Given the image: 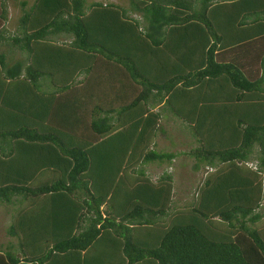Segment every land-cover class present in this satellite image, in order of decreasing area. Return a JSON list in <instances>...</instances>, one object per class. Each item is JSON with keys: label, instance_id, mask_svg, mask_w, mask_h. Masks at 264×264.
I'll list each match as a JSON object with an SVG mask.
<instances>
[{"label": "trees", "instance_id": "16d2710c", "mask_svg": "<svg viewBox=\"0 0 264 264\" xmlns=\"http://www.w3.org/2000/svg\"><path fill=\"white\" fill-rule=\"evenodd\" d=\"M9 1L0 264H264V0ZM165 112L214 168L181 205Z\"/></svg>", "mask_w": 264, "mask_h": 264}, {"label": "rangeland", "instance_id": "374dc122", "mask_svg": "<svg viewBox=\"0 0 264 264\" xmlns=\"http://www.w3.org/2000/svg\"><path fill=\"white\" fill-rule=\"evenodd\" d=\"M33 0H27L30 4ZM92 1H112L115 3L127 4V0H86V3ZM9 27L12 28L16 24L18 15L20 14L19 6L16 0L9 1ZM156 109H159V106H156ZM165 114L169 116L166 112ZM162 127L164 129L163 134L161 133L158 137L157 147L159 149H170V150H184L188 151L193 144L191 143V137L189 133L184 131L185 128L181 124L176 122H171L168 118H162ZM180 128L183 129L180 130ZM159 134V132H158ZM172 140V143L170 141ZM173 144V145H172ZM179 161V162H178ZM193 160L187 156L180 157L177 160V163L167 167V165H158L155 163H150L145 165L146 173L152 178L156 179L162 170L167 169L171 171L174 175V202L177 205L181 203L189 202L193 195H195L194 187L199 183L203 177V168L194 171L192 168ZM262 210V209H261ZM264 211V208H263ZM14 212L13 205H0V248H4L8 243L15 244V239L10 238L5 233L6 228L8 227L11 221V215Z\"/></svg>", "mask_w": 264, "mask_h": 264}, {"label": "crops", "instance_id": "0c3cea01", "mask_svg": "<svg viewBox=\"0 0 264 264\" xmlns=\"http://www.w3.org/2000/svg\"><path fill=\"white\" fill-rule=\"evenodd\" d=\"M27 1V0H26ZM28 3V2H27ZM32 3V2H31ZM30 3V4H31ZM30 4H28V5H30ZM19 16V15H18ZM10 17V16H9ZM17 19H18V17H17ZM8 22H9V20H8ZM17 20H16V24H14V26H12V28H10L9 27V24L7 23V28L9 29V30H11V31H14L15 29H16V27H17ZM168 117V119L169 120H171V122H176L177 124H180L181 122H179V120H176L175 118H173L172 116L170 117V116H167ZM183 126V125H182ZM163 132H164V129H163V131L162 132H160L159 131V134H157V136H156V138H155V141H156V144H157V141H158V137L160 136V134L162 133L163 134ZM192 140V144H193V147L195 146V142H194V140L193 139H191ZM172 141V140H171ZM170 141V142H171ZM157 147V146H156ZM158 148V147H157ZM192 148V147H191ZM190 148V149H191ZM189 149V150H190ZM170 150V149H169ZM188 150V151H189ZM179 151H183L184 152V154H179L175 159H174V161H173V164H175V163H177V160H178V158H180V157H185V156H187V157H189V158H191L189 155H187V154H185L186 152H188V151H184V150H179ZM178 151V152H179ZM192 159V158H191ZM193 160V159H192ZM179 162V161H178ZM192 166H193V164H192ZM202 169L203 168V170H204V172H203V177L201 178V180L199 181V183L198 184H196L195 185V187H194V190H195V192L197 191V189H198V187L200 186V184L202 183V181H203V178H204V176L205 175H210L211 173H212V171H214V168L212 169V170H208V169H206V168H204V167H202V166H199V168H196V169H194L193 168V170L194 171H197V170H199V169ZM193 198V197H192ZM263 208H264V199H263V202H262V206H261V208H260V211L261 212H263V214H264V211H263ZM262 209V210H261ZM11 220H12V216H11ZM10 223H11V221H10ZM9 223V224H10ZM16 243V242H15ZM1 249V248H0Z\"/></svg>", "mask_w": 264, "mask_h": 264}]
</instances>
